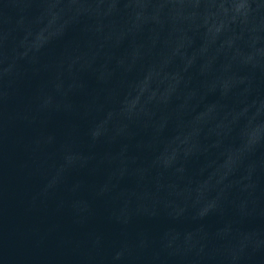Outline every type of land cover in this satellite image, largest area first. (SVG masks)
Segmentation results:
<instances>
[{
    "label": "water",
    "instance_id": "1",
    "mask_svg": "<svg viewBox=\"0 0 264 264\" xmlns=\"http://www.w3.org/2000/svg\"><path fill=\"white\" fill-rule=\"evenodd\" d=\"M0 264H264V0H0Z\"/></svg>",
    "mask_w": 264,
    "mask_h": 264
}]
</instances>
